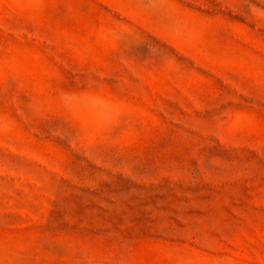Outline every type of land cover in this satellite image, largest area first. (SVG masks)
Returning a JSON list of instances; mask_svg holds the SVG:
<instances>
[{"label": "rangeland", "instance_id": "obj_1", "mask_svg": "<svg viewBox=\"0 0 264 264\" xmlns=\"http://www.w3.org/2000/svg\"><path fill=\"white\" fill-rule=\"evenodd\" d=\"M0 264H264V0H0Z\"/></svg>", "mask_w": 264, "mask_h": 264}]
</instances>
